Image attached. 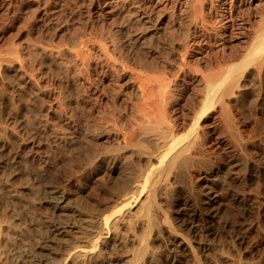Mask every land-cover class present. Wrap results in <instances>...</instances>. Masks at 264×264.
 Listing matches in <instances>:
<instances>
[{
	"label": "bare ground",
	"instance_id": "1",
	"mask_svg": "<svg viewBox=\"0 0 264 264\" xmlns=\"http://www.w3.org/2000/svg\"><path fill=\"white\" fill-rule=\"evenodd\" d=\"M165 2L161 6L156 5L155 9H135L146 29L152 26L156 29L162 22L166 26L173 25L185 17L187 28L181 34L173 35L174 44L179 46L175 47L178 51L176 67L179 73L193 71L190 84L200 88L197 101L187 107L181 106L175 116L172 113L178 110L173 109L176 87L171 77L178 76L158 70V67L148 65L140 58L124 56L119 52L120 45L115 35L99 34L100 39H97L98 34H79L76 42L56 48L23 43L8 55L0 56V84L17 81L44 96L52 94L51 89L40 85L31 74L29 63L21 61L26 58V53L32 51L54 65V70L61 72L69 82H78L73 86L75 90H63L65 99L77 94L79 102L94 99L113 107H124L126 115L96 113L98 120L82 122L77 131L82 137L73 136L76 140L70 143H78L82 138L98 140L102 131L114 130L111 133L116 141L114 153L102 154L94 150V145L88 143L86 146L80 169L82 182L83 177L90 179V171L99 167L101 162L106 164V159L108 163L111 158L120 160L114 166L108 164L110 176L132 171L126 190L115 196L113 204L117 206L109 214L100 219L90 208L82 206L79 220L82 238H75L82 240V246H76L74 250H77L67 255L68 258L77 255L74 264H101L105 258L104 249H100L104 240L102 227L113 236L105 241L111 249L129 237L131 248L127 257L120 261L123 264H158L154 242L164 237L165 232L178 249L172 253L174 261L189 252L196 258L197 252L192 249L190 241H199L198 250H211V245L204 240L213 236L211 227L219 215L227 213L225 200L232 199L245 212L253 213L255 210L254 199L242 191H232L231 185L228 187L226 184V177L232 170L235 174L241 173L245 177L241 187L249 184L251 191L258 190L253 188L255 183H250L252 177H246L259 164L248 153L247 141L234 122L230 103L248 84L258 83L260 88L264 87V0ZM215 17L217 20L213 22ZM135 19L134 23L138 22ZM163 31L166 32L165 29ZM207 35L211 39H207ZM215 45L221 47L216 49L221 52L213 51ZM131 61H134L135 67ZM201 61L205 64L204 70L200 69ZM244 82H248L247 85ZM20 90L17 88L18 94L23 95ZM188 108L190 112H183ZM214 112L218 114L215 118L210 116ZM218 118L225 130L217 128ZM120 125L123 129L118 131ZM211 143L220 150L217 157L223 164L215 162L216 153L208 148ZM223 153L229 155L230 165ZM66 158L72 160V154H66ZM143 165L145 169H140ZM27 173L26 169L23 174ZM38 175L44 179L46 173L40 170ZM54 175L60 176L58 173ZM70 176L67 171L60 179L65 177V181ZM3 182L0 181L1 187ZM134 183H137V191L129 189ZM57 188L47 189L49 198L59 200V204L67 203L70 198L67 191ZM84 189L82 186V193ZM162 197L171 211L163 207ZM132 207L137 210L133 209L129 215L123 212ZM81 225L74 223L72 228L80 229ZM7 231L19 233L15 224L0 218V235H5ZM239 231L241 247L247 243L245 232L253 231L262 236L261 246L264 249L260 223L242 224ZM183 232L187 236H183ZM23 233L26 236V232ZM10 236L8 232V239ZM218 259L224 264H242L241 259L227 257L224 253H220Z\"/></svg>",
	"mask_w": 264,
	"mask_h": 264
},
{
	"label": "rangeland",
	"instance_id": "2",
	"mask_svg": "<svg viewBox=\"0 0 264 264\" xmlns=\"http://www.w3.org/2000/svg\"><path fill=\"white\" fill-rule=\"evenodd\" d=\"M164 3L165 0H82V3L80 0H0V56L8 55L23 43L56 48L76 42L79 34H98L97 39H100L99 34L115 35L120 45L119 52L124 56L140 58L148 65L158 67V70L178 76L171 77L175 80L176 87V105L173 109L178 110L172 113L175 116L181 106L187 107L197 101L200 88L196 84H190L193 71L179 73L176 67L178 51L175 47L179 46L174 44L173 35L181 34L187 28L185 17L173 25L166 26L162 22L156 29L153 26L146 29L139 21L135 9H155L156 5ZM135 18L138 20L136 23ZM216 20L215 17L213 22ZM206 37L211 39L210 35ZM219 47L213 46V51ZM26 54V58L21 61L29 63L31 74L40 85L51 89L52 94L44 96L25 88L17 81L0 84V181H4L3 188L0 186V218L8 219L19 230L16 234L7 231L11 234L9 239L7 233L0 235V264H74L77 255L72 258L67 255L76 246H82V240L75 239L82 238V225L79 223L82 206L90 208L100 219L104 214H109L117 206L113 204L115 196L126 190V182L132 171L110 176L108 164L114 166L120 160L111 158L108 163L106 159V164L102 165L101 162L99 167L90 171V179L83 177L82 182L80 169L82 157L87 151L86 146L88 143L94 145V150L102 154L114 153L116 141L111 134L114 130L102 131L98 140L82 138L78 143H70L76 140L73 136L82 137L77 134L79 126L87 120H96V113L126 114L124 107H113L103 101L93 99L79 102L77 94L65 99L63 90H75L73 86L78 82H69L41 55L32 51ZM192 62L196 64L195 60ZM131 64L135 67L134 61ZM200 64V69L204 70L205 64L202 61ZM247 83L244 82L246 85ZM17 88H21L23 95L18 94ZM230 106L234 122L247 141L248 153L259 164L246 177H252L253 181L250 183H255L253 188L258 190L251 191L249 184L241 187L240 183L245 177L241 173L235 174L233 170L227 175L226 184L228 187L231 185L232 191H242L252 197L255 210L253 213L245 212L232 199L225 200L227 213L219 215L211 227L213 236L204 240L211 245V250L206 252L196 249L199 241L188 237L192 249L197 252L196 258L189 252L188 255L178 256V261H174L172 253L178 249L165 232L164 237L154 242L158 264H224L218 259L220 253L241 259L242 264H264L262 236L246 231L247 243L244 247L239 245V227L242 224L250 226V223H260L264 235V87L260 88L258 83L248 84L240 89L239 97L232 100ZM183 112H190V108ZM210 116L215 118L218 114L214 112ZM217 121V128L225 130L219 118ZM121 129L122 125L117 130ZM208 148L216 153L215 162L223 164L217 157L220 150L213 143ZM69 153L72 154V160L66 158ZM223 154L230 165L229 155ZM26 169L28 173L23 174ZM140 169H145V166ZM40 170L46 173L44 179L37 177ZM67 171L71 176L63 181L65 177L60 178ZM53 186L67 191L69 205L68 201L59 204V200L52 201L49 198L46 191ZM82 186L85 188L83 193ZM136 186L137 183L131 184L129 189L137 191ZM161 202L165 209L171 211L164 197ZM134 208L123 212L129 215ZM136 210L137 208L134 209ZM74 223L81 225L80 229L72 228ZM121 230L120 228L119 231ZM23 232H26V236ZM101 232L104 240L102 239L100 249H104L105 255L101 264H123L120 261L127 257L131 248L129 237L111 249L105 241L113 237L112 234H108V230L103 227ZM182 235L185 236L186 233L183 232ZM172 249L176 251L172 252Z\"/></svg>",
	"mask_w": 264,
	"mask_h": 264
}]
</instances>
